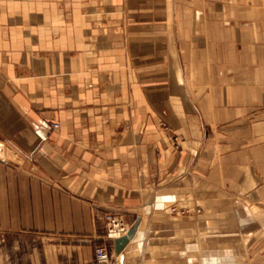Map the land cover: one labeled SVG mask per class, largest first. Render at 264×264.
Listing matches in <instances>:
<instances>
[{"label":"crops","instance_id":"obj_1","mask_svg":"<svg viewBox=\"0 0 264 264\" xmlns=\"http://www.w3.org/2000/svg\"><path fill=\"white\" fill-rule=\"evenodd\" d=\"M83 4L0 0V264H264V0Z\"/></svg>","mask_w":264,"mask_h":264},{"label":"rangeland","instance_id":"obj_2","mask_svg":"<svg viewBox=\"0 0 264 264\" xmlns=\"http://www.w3.org/2000/svg\"><path fill=\"white\" fill-rule=\"evenodd\" d=\"M94 1V2H93ZM92 3L95 4V7L96 5L98 6V10L100 11V14H102L101 16H97L95 17L96 20H98L101 25L103 24H107L109 21H112V22H119L121 21V18H122V14H121V3H122V0H84V4H83V8L84 9H89L91 8V5ZM70 8V7H69ZM108 8H111L113 10V13L112 14H108ZM120 12V13H119ZM111 19V20H110ZM70 22H69V30H70V33H68V37L70 38L69 41H70V44H72L73 42L75 44H72V49L71 51H69L70 53H75L77 51L76 47V43H77V38L79 37V34H77L73 28V22H76L77 19H69ZM84 20L87 22L91 21L92 18L90 16H86L84 18ZM60 20H58V26L60 25ZM85 23V24H86ZM65 25V24H64ZM75 27V25H74ZM72 31H74L72 33ZM110 31L108 32H103L102 35L103 36H106L108 38V36L110 35ZM119 33H121V31H116V34L118 35ZM83 35V34H82ZM61 36H59L60 38ZM56 53V51H55ZM111 68V66H109ZM108 67V68H109ZM106 69V71H109V69ZM54 123H59V122H53ZM52 124V126H53ZM127 222V221H126ZM103 226H104V232H105V235L107 237V231H106V225L103 223ZM2 235L0 233V239H1ZM12 244H13V241L10 237L7 238V241L4 242L3 246L0 244V249L3 251H5L4 253L5 254H11L12 253ZM102 244H105L106 246L109 247V250H110V254H111V260L113 262V258H114V246H113V241L111 239H109L108 237L106 238V243H102Z\"/></svg>","mask_w":264,"mask_h":264},{"label":"built area","instance_id":"obj_3","mask_svg":"<svg viewBox=\"0 0 264 264\" xmlns=\"http://www.w3.org/2000/svg\"><path fill=\"white\" fill-rule=\"evenodd\" d=\"M59 123H54V128H59ZM170 212L177 215L186 216V214L190 213V209H179L176 206H171ZM100 219L106 225L107 237L114 241V239L121 237L123 235L128 234L129 224L126 222L125 217H122L118 213H105ZM85 241L87 243H93L91 238H86ZM95 261L98 264H110L111 254L109 247L105 244L95 245Z\"/></svg>","mask_w":264,"mask_h":264},{"label":"water","instance_id":"obj_4","mask_svg":"<svg viewBox=\"0 0 264 264\" xmlns=\"http://www.w3.org/2000/svg\"><path fill=\"white\" fill-rule=\"evenodd\" d=\"M128 231H129L128 234L114 239V246H115L116 254L119 256L121 260V264H124L123 252L135 234L134 228H130Z\"/></svg>","mask_w":264,"mask_h":264},{"label":"bare ground","instance_id":"obj_5","mask_svg":"<svg viewBox=\"0 0 264 264\" xmlns=\"http://www.w3.org/2000/svg\"><path fill=\"white\" fill-rule=\"evenodd\" d=\"M2 142V141H1ZM1 144V143H0ZM4 145V144H3ZM2 146V145H1ZM5 157V156H4ZM129 228H130V226H129ZM114 242V241H113Z\"/></svg>","mask_w":264,"mask_h":264}]
</instances>
